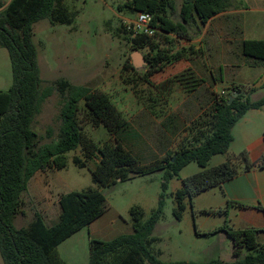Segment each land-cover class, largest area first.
I'll list each match as a JSON object with an SVG mask.
<instances>
[{"label": "trees", "instance_id": "16d2710c", "mask_svg": "<svg viewBox=\"0 0 264 264\" xmlns=\"http://www.w3.org/2000/svg\"><path fill=\"white\" fill-rule=\"evenodd\" d=\"M179 1L128 0L122 7L133 15H152L153 27L157 30L154 36H135L126 26L120 28L119 33L125 34L134 50H150L146 56L148 68L143 75L129 63L125 69L164 93L171 92L169 85L174 80L156 86L152 82L153 77L169 64L185 59L189 52L196 53V50L192 45L174 53L163 46L175 45L176 39L194 41L213 18L233 5V0H181V5ZM67 2L12 0L6 6V1L0 0V46L9 51L14 74L13 86L0 91V252L5 264H69L62 258L59 247L107 213L105 193L101 189L89 188L61 196V214L57 223L49 225L43 213L33 210V219L27 226L18 228L15 225L16 219L26 214L24 195L31 181L39 173L67 169L69 154L79 149L82 157H74L75 165L85 169L97 161L96 168L92 170L94 181L100 188L163 172L164 191H167L170 181L187 166L197 163L204 170L183 179L182 188L174 194L177 206L174 215L179 221L184 217L188 200L222 187L242 171L264 169V156L253 161L247 151L217 167H208L215 156L230 151L235 141V127L248 112L264 107V97L256 101L251 99L257 88L234 85L232 93L215 96L213 108L191 127L190 136L176 149L150 164L142 163L118 139L117 135L128 127L130 120L110 94L74 85L66 79L44 88L40 52L35 43V25L42 21H49L54 26L73 25L76 14ZM242 49L249 66L264 67V40H246ZM135 78H131L132 81ZM55 90L65 99L61 112L62 126L56 141L41 145V136L34 125L43 105ZM234 93L239 96L230 104ZM83 111L85 119L94 125H105L115 143L101 144L91 138L84 129ZM48 136H54L52 129L48 130ZM164 206L165 194L149 220H146L142 207H133L132 234L111 241L91 239L90 264H264V243L259 242V234L264 230L235 229L229 224L213 233H225L233 240L235 261L163 262L160 259L162 251L155 247L159 239L154 233L163 218ZM218 213L225 212L220 210Z\"/></svg>", "mask_w": 264, "mask_h": 264}, {"label": "rangeland", "instance_id": "374dc122", "mask_svg": "<svg viewBox=\"0 0 264 264\" xmlns=\"http://www.w3.org/2000/svg\"><path fill=\"white\" fill-rule=\"evenodd\" d=\"M127 2L128 0H68L71 11L76 14L75 23L54 26L49 21L40 22L35 25V43L40 52L39 64L44 88H50L55 82L66 79L74 85L110 94L130 120L128 127L117 135L118 139L142 163L150 164L176 149L190 136L191 127L210 111L208 99L212 96L211 87L197 75V62L204 64L209 75L219 77L220 83L213 97L232 93L234 85H241V80H236L237 75L241 73L244 76L251 71L245 68L247 64L239 58L236 45L231 46V49L232 60L237 68L224 62L216 52L211 53L208 44H198L202 48L199 50L195 47L196 53L189 52L185 59L169 64L163 72L153 77L152 82L156 86L174 80L169 85L171 92L164 93L139 77L135 78V73L126 70L125 65L129 63L135 66L137 72L143 75L148 68L146 56L150 54V50H134L125 34L119 33L123 25L127 28L137 18V15L131 14L127 9H122ZM181 3L180 0L179 5ZM191 47V43L179 39H176L175 45L163 46L172 49L174 53ZM139 58H145V61L139 64ZM190 64H193V68ZM258 72L262 74L263 70ZM131 78H135V81ZM13 83L10 53L0 46V91L9 90ZM253 87L258 90L251 96L252 101L261 99L264 88L257 84L248 86ZM64 103L65 99L55 90L43 105L34 125L41 136V145L57 140L62 126L61 112ZM82 106L84 107V103ZM81 118L84 120L85 132L97 143L114 141L105 125H94L89 119H85L84 111ZM49 129L54 131L52 138L48 136ZM234 135L235 141L230 151L215 156L209 163V168L235 159L243 152L251 154L248 147L258 138H264V107L249 111L235 127ZM76 156L82 157L81 149L69 154L67 169L37 174L24 195L26 214L20 215L15 221L18 228L27 226L33 219V210H36L44 214L49 225H53L60 218L62 195L89 188L101 189L107 197L105 220L114 229L94 228L91 234L88 227L63 243L59 252L69 264H90L91 239L111 241L131 234L132 208L142 207L146 212V220H149L159 208L163 194L164 214L154 233L159 239L155 247L162 251L160 259L163 262L208 263L226 259L233 262L231 239L225 233L213 232L226 224L235 229H249V219L255 212L253 210L261 209V203L257 201L246 202L245 206L224 200L222 189L218 187L192 201L188 200L184 217L179 221L174 215L177 207L174 194L182 188L183 179L204 170L197 163L190 164L177 178L170 181L167 191H164L163 172L152 177L120 181L110 188H100L94 181L92 170L96 168L97 161L91 162V167L81 169L74 163ZM251 174L252 179L264 189V169H254ZM220 210L225 213H218ZM259 242L264 243V232L259 234ZM0 264H5L1 252Z\"/></svg>", "mask_w": 264, "mask_h": 264}, {"label": "crops", "instance_id": "0c3cea01", "mask_svg": "<svg viewBox=\"0 0 264 264\" xmlns=\"http://www.w3.org/2000/svg\"><path fill=\"white\" fill-rule=\"evenodd\" d=\"M5 1L7 4L6 6H8L12 2V0ZM246 40H264V0H233V5L231 8L213 18L202 30V34L194 41L188 43H191L199 50L202 47L197 46L198 44H203V46L205 44H208V49L210 50V52H216L218 54V57L220 55V58L224 60V62L228 63V65L235 64V62H233L232 60L233 51L231 49V46L236 45L240 54L239 58L245 61V63L247 64L245 68H248L251 71L244 76L240 73V75H237L236 80H241V85L250 86L252 84H257L258 86L264 88V67L249 66L246 58L243 55L242 45ZM242 60L240 61L242 62ZM190 66L191 68H193V64H190ZM234 67L237 68L235 65ZM198 68H200L201 70H198ZM261 70H263L262 74H258V71L261 72ZM195 71L197 72V75L202 80H204L205 84L211 87L212 96L208 99L209 108L211 110L213 108V94H215L214 91H217L218 85L220 83L219 77H215L214 74L209 75V73L206 72L204 64H201L200 62H197V68L195 69ZM231 74H233V71L231 72ZM216 94L218 95L217 92ZM248 148L251 151L252 160L258 161L264 156V138H258L255 143L250 145ZM251 173L252 171H242L236 178L225 183L221 187V195L224 200L242 203L245 206L246 202H260L261 209L253 210L255 212H253L249 221L251 222V228L264 230V207H262L264 206V189L262 188V185L260 183L252 179ZM256 175L257 173L255 171L254 176ZM106 215L107 214H105L101 219H99L89 227L91 234H93L94 228H96V230H100L101 227H107L108 230L114 229L113 227H111L112 224L106 223ZM132 230L133 233V227ZM231 241L232 253L234 254L235 246L233 240ZM228 260L229 259H226L224 262L230 263L228 262Z\"/></svg>", "mask_w": 264, "mask_h": 264}, {"label": "built area", "instance_id": "2783aa9c", "mask_svg": "<svg viewBox=\"0 0 264 264\" xmlns=\"http://www.w3.org/2000/svg\"><path fill=\"white\" fill-rule=\"evenodd\" d=\"M127 29L133 32L135 36L139 34L154 36L157 31L153 27V16L148 13H139L136 20L128 24Z\"/></svg>", "mask_w": 264, "mask_h": 264}, {"label": "water", "instance_id": "95a60500", "mask_svg": "<svg viewBox=\"0 0 264 264\" xmlns=\"http://www.w3.org/2000/svg\"><path fill=\"white\" fill-rule=\"evenodd\" d=\"M138 60H140L139 64H142L143 61H145V58L142 59L139 58ZM238 96H239L238 93H234L233 96L231 97L230 104H232Z\"/></svg>", "mask_w": 264, "mask_h": 264}]
</instances>
